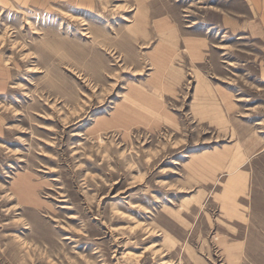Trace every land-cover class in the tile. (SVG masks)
Returning <instances> with one entry per match:
<instances>
[{
  "label": "rangeland",
  "instance_id": "obj_1",
  "mask_svg": "<svg viewBox=\"0 0 264 264\" xmlns=\"http://www.w3.org/2000/svg\"><path fill=\"white\" fill-rule=\"evenodd\" d=\"M250 18L244 0H0V264H264Z\"/></svg>",
  "mask_w": 264,
  "mask_h": 264
},
{
  "label": "crops",
  "instance_id": "obj_2",
  "mask_svg": "<svg viewBox=\"0 0 264 264\" xmlns=\"http://www.w3.org/2000/svg\"><path fill=\"white\" fill-rule=\"evenodd\" d=\"M244 1L246 2L251 18L249 20H246L245 24H243L245 25V27H247L244 29V32L246 34H242V36H252L254 37V39L259 38L264 40V0ZM183 38L185 39L184 51L186 52V55L188 57L190 56L192 61L203 60V57L205 56V54H207L208 47L204 40L186 35H184Z\"/></svg>",
  "mask_w": 264,
  "mask_h": 264
}]
</instances>
